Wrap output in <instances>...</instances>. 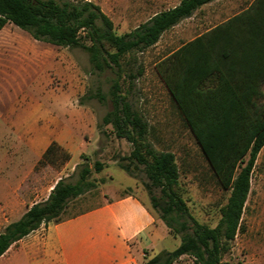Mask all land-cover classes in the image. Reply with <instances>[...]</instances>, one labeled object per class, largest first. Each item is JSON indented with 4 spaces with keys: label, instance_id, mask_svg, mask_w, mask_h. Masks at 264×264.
<instances>
[{
    "label": "trees",
    "instance_id": "1",
    "mask_svg": "<svg viewBox=\"0 0 264 264\" xmlns=\"http://www.w3.org/2000/svg\"><path fill=\"white\" fill-rule=\"evenodd\" d=\"M211 1L180 0L117 33L111 18L92 0H0V28L11 22L36 40L80 48L93 71L110 74L107 94L97 87L80 102L109 101L100 132L104 134L102 126L110 125L115 137L131 145L129 154L118 158V166L131 172L132 162L142 165L151 207L169 232L180 238L174 249L162 250L142 264H173L182 255L195 264H226L223 256L241 229L251 172L264 147V0H254L154 65L218 184L228 192L214 226L190 213L179 189L174 153L153 147L148 123L129 99L134 81L144 71L135 53L154 45L164 31ZM69 158L51 141L37 164L56 167ZM103 166L99 160L92 166L82 161L75 167L74 181L59 178L44 200L30 205L0 232V256L41 224L70 218L63 216L68 203L96 186L90 179L92 169L98 172ZM154 188L159 195L153 194Z\"/></svg>",
    "mask_w": 264,
    "mask_h": 264
},
{
    "label": "rangeland",
    "instance_id": "2",
    "mask_svg": "<svg viewBox=\"0 0 264 264\" xmlns=\"http://www.w3.org/2000/svg\"><path fill=\"white\" fill-rule=\"evenodd\" d=\"M111 18L117 33L127 32L146 21L155 12L177 4L179 0H92ZM249 0H213L197 8L191 16L164 31L158 41L135 53L143 73L134 81L129 99L148 123V140L156 150L174 153L179 170V189L190 213L201 223L214 226L228 192L217 182L199 145L178 112L155 63L198 33L226 19L248 4ZM108 72L91 69L88 56L80 48L57 46L34 39L28 32L7 22L0 28V157L7 152L10 158L30 160L31 155L21 145V125L16 114L25 116V108L35 103L43 110L58 116L61 136L73 137L74 147L68 160L60 165L39 164L28 176L26 191L30 200L44 198L61 177L74 181L78 163L92 166L94 160L104 164L90 179L96 186L69 202L64 217L75 216L127 193L135 194L161 221L151 207L145 187L148 182L142 165L131 163V172L118 166V158L126 156L131 145L115 137L110 125L102 126L101 117L110 109L108 100L80 97L99 87L103 94L109 88ZM2 114L4 115L2 117ZM4 120V123L3 121ZM73 134L67 135V131ZM72 142V143H73ZM6 152V153H7ZM84 155L82 159L80 155ZM78 167V166H77ZM0 169L3 164L0 162ZM153 194L159 195L158 189ZM164 225V224H163ZM163 250H172L180 243L179 236L170 234L158 239ZM143 261L156 249L143 248ZM226 264H264V147L259 151L251 172L250 190L241 217V229L230 242L223 256ZM173 264H195L191 257L182 255Z\"/></svg>",
    "mask_w": 264,
    "mask_h": 264
},
{
    "label": "crops",
    "instance_id": "3",
    "mask_svg": "<svg viewBox=\"0 0 264 264\" xmlns=\"http://www.w3.org/2000/svg\"><path fill=\"white\" fill-rule=\"evenodd\" d=\"M253 1L249 0L240 10ZM18 111L10 109L3 114L7 117L16 114V123L22 124L21 146L31 158L28 161L10 158L7 147L4 149L7 153L0 157L3 164L0 169V232L20 218L30 205L44 200L51 190L44 198L31 201L30 196L35 191L28 194L25 187L50 142L56 141L69 154L78 149L72 148L73 137L61 136L58 116L43 110V104L25 108L24 117ZM66 133L73 134L71 130ZM163 224L156 221L148 206L135 194L127 193L106 199L101 205L63 221L41 224L11 244L0 256V264H142L143 248L156 249L154 254L164 249L162 245L157 248L158 239L171 233Z\"/></svg>",
    "mask_w": 264,
    "mask_h": 264
}]
</instances>
